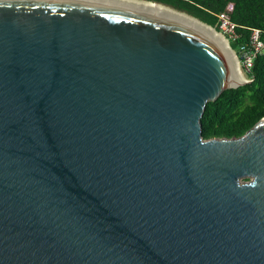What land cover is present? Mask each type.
<instances>
[{
  "label": "water",
  "instance_id": "95a60500",
  "mask_svg": "<svg viewBox=\"0 0 264 264\" xmlns=\"http://www.w3.org/2000/svg\"><path fill=\"white\" fill-rule=\"evenodd\" d=\"M200 28L0 0V264H264V117L203 138L249 80Z\"/></svg>",
  "mask_w": 264,
  "mask_h": 264
},
{
  "label": "trees",
  "instance_id": "16d2710c",
  "mask_svg": "<svg viewBox=\"0 0 264 264\" xmlns=\"http://www.w3.org/2000/svg\"><path fill=\"white\" fill-rule=\"evenodd\" d=\"M185 12L201 22L217 27L218 15H226L237 25L238 38L229 40V46L238 54L251 29L264 31V0H148ZM231 4V9L228 5ZM245 76L250 81L226 89L214 100L208 101L201 116L202 136L231 138L243 135L264 117V54L256 56Z\"/></svg>",
  "mask_w": 264,
  "mask_h": 264
},
{
  "label": "built area",
  "instance_id": "2783aa9c",
  "mask_svg": "<svg viewBox=\"0 0 264 264\" xmlns=\"http://www.w3.org/2000/svg\"><path fill=\"white\" fill-rule=\"evenodd\" d=\"M217 27L219 32L226 37L228 43L229 40L234 41L238 38L237 25L230 21L226 15H218ZM233 52L240 71L245 76V73H248L252 68L255 57L264 54V31L257 28L251 29L247 40L239 46L238 54L234 50Z\"/></svg>",
  "mask_w": 264,
  "mask_h": 264
},
{
  "label": "bare ground",
  "instance_id": "6f19581e",
  "mask_svg": "<svg viewBox=\"0 0 264 264\" xmlns=\"http://www.w3.org/2000/svg\"><path fill=\"white\" fill-rule=\"evenodd\" d=\"M100 1L115 3L118 5L127 6V7H134V8L142 9L145 11L147 10L150 12L160 13V14L170 16V17H175V18L179 19V21H181L185 24H189V25L197 27V28L201 27L200 29H202L206 33H209L217 41H219L223 45L227 46V39L221 33L213 31L212 28H208V27L204 28V26H200L198 24V22L195 21L194 19H192L189 15H186L184 13H177V11L173 10L172 8L157 5V4H154L152 2L139 1V0H100ZM207 31H209V32H207ZM233 58H234V56H233ZM234 60H235V58H234ZM238 79L240 81H242L244 79V76L240 72H238Z\"/></svg>",
  "mask_w": 264,
  "mask_h": 264
},
{
  "label": "rangeland",
  "instance_id": "374dc122",
  "mask_svg": "<svg viewBox=\"0 0 264 264\" xmlns=\"http://www.w3.org/2000/svg\"><path fill=\"white\" fill-rule=\"evenodd\" d=\"M231 4L228 5V9H231ZM171 8V7H170ZM224 36V35H223ZM225 37V36H224ZM226 38V37H225ZM245 78H247L246 76H244Z\"/></svg>",
  "mask_w": 264,
  "mask_h": 264
}]
</instances>
